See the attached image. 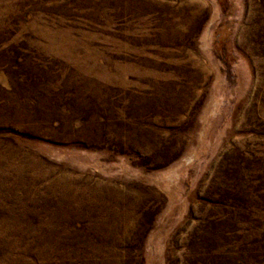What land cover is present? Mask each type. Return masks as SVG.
I'll list each match as a JSON object with an SVG mask.
<instances>
[{"label":"rangeland","instance_id":"rangeland-1","mask_svg":"<svg viewBox=\"0 0 264 264\" xmlns=\"http://www.w3.org/2000/svg\"><path fill=\"white\" fill-rule=\"evenodd\" d=\"M0 264H264V0H0Z\"/></svg>","mask_w":264,"mask_h":264}]
</instances>
